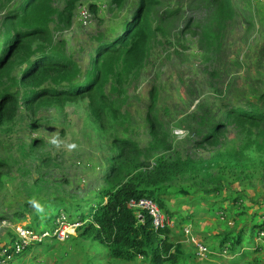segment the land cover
Instances as JSON below:
<instances>
[{
    "label": "trees",
    "instance_id": "16d2710c",
    "mask_svg": "<svg viewBox=\"0 0 264 264\" xmlns=\"http://www.w3.org/2000/svg\"><path fill=\"white\" fill-rule=\"evenodd\" d=\"M59 1L61 9L53 6V0H0V133L11 135L17 120L22 119L36 128L43 107L64 109L69 103L86 100L93 130L106 136L111 156L106 159L104 185L98 191L97 203L82 198L39 197L37 193L35 201L26 199L19 204L21 211L13 214V224L19 225L27 217L24 229L39 237L44 232L49 235L29 243L14 254L13 260L33 246L46 247L50 239L60 242L51 233L64 215L68 223H81L76 235L64 241L79 245L97 242L107 249L110 259L127 264H135L138 259L145 264H195L192 244L172 240L169 228L154 231L145 212H141L140 220L129 208L130 199L146 197L171 219L188 224L202 212L217 217L208 228H219V232L212 234L206 227L199 234L201 239L196 237L213 252L210 256L221 258L225 251L231 264H262L259 255H253L264 249V189L251 191L244 182L252 183L260 176L264 184V90L246 96L242 106L221 109L220 117L211 108H200L182 117L180 125L188 118L193 122V127L185 130L194 153L181 151L174 144L172 131L158 119L154 88L144 119L146 145H139L133 130L126 136L117 134L130 130L129 125L124 127L128 114L120 112L124 86L140 74L152 45L161 42L158 37L166 39L167 30L180 27L176 38L191 32L198 36L205 53L215 54L221 48L220 35L237 16L233 1L186 0L188 17L182 15L178 4L172 7L164 0H134L135 8L117 37L105 40L101 33L96 35L97 46L84 73L64 52V43L54 42L51 31V25L68 30L83 0ZM128 1L110 0V10L121 12ZM87 7L96 15L94 4ZM261 51L264 54V48ZM15 71L18 74L12 75ZM228 127L234 129L237 139H227ZM43 143L33 140L21 146V151L27 149L34 155ZM210 149L213 152L208 158L197 156V151ZM10 166L9 160L0 158V182ZM228 177L240 186L229 188L224 181ZM230 219L233 230L228 226ZM17 240V234L10 231L0 251ZM92 252L88 264L95 262L96 251Z\"/></svg>",
    "mask_w": 264,
    "mask_h": 264
},
{
    "label": "rangeland",
    "instance_id": "374dc122",
    "mask_svg": "<svg viewBox=\"0 0 264 264\" xmlns=\"http://www.w3.org/2000/svg\"><path fill=\"white\" fill-rule=\"evenodd\" d=\"M109 1L83 0L68 30H59L51 25L54 42L64 43V52L74 59L81 73L89 68V61L97 46L96 35L101 33L105 40L117 37L124 21L135 8V1L129 0L123 11H113L110 10ZM164 1L167 6L178 4L182 7V15L189 17L190 7L186 0ZM232 1L238 13L220 35L221 48L215 54L205 53L198 36L191 32L176 38L175 34L180 27L174 26L167 30L166 39L158 37L161 42L152 45L140 74L124 86L120 112L128 114L124 127L129 125L130 130L128 133L120 130L118 136H126L134 131L133 138L140 146L146 145L148 136L144 129V119L150 104L149 94L154 88L158 96L155 104L159 112L158 119L172 131L174 144L181 151L194 153V147L188 140L189 132L185 130H190L193 122L188 118L180 125L182 117L200 111V108H211L220 117L221 109L242 106L246 96L264 90V54L261 51L264 48V5L258 4L259 0ZM89 4L97 7V13H91L89 24L82 26L77 21V15ZM53 6L61 9L62 3L53 0ZM2 16L0 10V22ZM14 74H18L17 71ZM85 102L69 103L64 109L43 107L38 113L36 128L32 129L30 123L22 119L17 120L11 135L0 133V158L9 160L11 164L0 182V247L10 231L16 233L17 226L23 228L27 225V217L17 226L12 222L13 214L21 211L22 206L19 204L26 199L35 201V195L40 193L39 197L51 195L54 199L80 200L85 196L93 197L102 187L106 159L111 156L108 152L110 142L104 139L105 135L94 132ZM227 129V139H237L234 129ZM33 140L43 141L42 149L36 150L34 155L27 149L22 152L21 146ZM212 152L213 149L199 150L197 156L208 158ZM224 181L229 188L240 186V182L233 177ZM244 185L257 193L264 189L260 176L253 178L252 183L244 182ZM216 218L202 212L196 214L187 225L194 237L201 239L199 234L206 227L212 234L219 232V228H208L212 227ZM178 222L184 221L181 219ZM228 226L233 230L231 219ZM176 234L178 237L173 236L172 240L188 245L184 236L179 235L178 231ZM258 241L256 238L255 243L259 244ZM46 244L42 248L33 246L11 264H88L92 250L96 251L95 262L90 264H127L108 258L107 249L100 248L97 242L86 241L79 245L73 244L72 240L57 242L50 239ZM212 255L209 254L205 259L195 257V264H231L228 262L229 253L223 254L221 258ZM258 255L264 264V249L253 256ZM135 264L145 263L138 259Z\"/></svg>",
    "mask_w": 264,
    "mask_h": 264
},
{
    "label": "built area",
    "instance_id": "2783aa9c",
    "mask_svg": "<svg viewBox=\"0 0 264 264\" xmlns=\"http://www.w3.org/2000/svg\"><path fill=\"white\" fill-rule=\"evenodd\" d=\"M259 1L264 3V0ZM90 19L91 13L88 7L82 8L77 15L78 23L82 26H87L90 22ZM128 206L130 209L134 210L140 220L142 219L141 212H145V214H147L151 219V224L154 231L167 229L172 225V219L163 213L158 205L150 198L140 197L130 199L128 201ZM262 221L264 223V217L262 218ZM57 222L58 226L53 230L51 235L55 236L60 242H63L69 235H74L76 229L81 226V223L79 222L68 223L64 215H61ZM17 227L15 231L18 236V240L15 241L11 247L4 248L0 251V264H11L14 254H19L22 252V250L32 241H40L42 238L49 235L47 232H44L39 237L24 228L19 226ZM182 234L185 238V241L194 246L195 255L198 259H205L209 254H211L208 247H206V245L194 237L190 226H184L182 229ZM11 248L13 249V252H9Z\"/></svg>",
    "mask_w": 264,
    "mask_h": 264
},
{
    "label": "crops",
    "instance_id": "0c3cea01",
    "mask_svg": "<svg viewBox=\"0 0 264 264\" xmlns=\"http://www.w3.org/2000/svg\"><path fill=\"white\" fill-rule=\"evenodd\" d=\"M257 3V2H256ZM258 4H261V5H264V3L263 2H258ZM102 182H103V180H102ZM104 184H102V186H103ZM82 199H84V200H87V201H90V203L91 204H95V203H97L99 200H100V198H98V192H96L94 195H93V197H87V196H85V197H83ZM264 216H262V218H263ZM172 225L169 227V229L170 230H172V232H173V235L172 236H175V237H177L178 235L176 234V232L178 231L179 233H182V229H181V226L183 225V227L184 226H188L187 225V222H183V223H180V222H178V220L176 221V219H172ZM176 228V229H175ZM182 237H183V234H182ZM184 238V237H183ZM211 252V251H210ZM223 254H226L225 253V251H223L222 252V254L221 255H223Z\"/></svg>",
    "mask_w": 264,
    "mask_h": 264
},
{
    "label": "clouds",
    "instance_id": "9594fccd",
    "mask_svg": "<svg viewBox=\"0 0 264 264\" xmlns=\"http://www.w3.org/2000/svg\"><path fill=\"white\" fill-rule=\"evenodd\" d=\"M52 142H53V143H56V141H55V140H53Z\"/></svg>",
    "mask_w": 264,
    "mask_h": 264
}]
</instances>
